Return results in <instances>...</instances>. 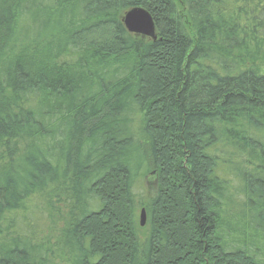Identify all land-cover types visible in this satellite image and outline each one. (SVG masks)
Returning a JSON list of instances; mask_svg holds the SVG:
<instances>
[{"label":"trees","instance_id":"trees-1","mask_svg":"<svg viewBox=\"0 0 264 264\" xmlns=\"http://www.w3.org/2000/svg\"><path fill=\"white\" fill-rule=\"evenodd\" d=\"M0 264H264V0H0Z\"/></svg>","mask_w":264,"mask_h":264},{"label":"water","instance_id":"water-1","mask_svg":"<svg viewBox=\"0 0 264 264\" xmlns=\"http://www.w3.org/2000/svg\"><path fill=\"white\" fill-rule=\"evenodd\" d=\"M121 23L128 34L141 36L154 41L156 39L154 23L151 16L142 8H133L126 11ZM145 225V211L142 209L139 215V227Z\"/></svg>","mask_w":264,"mask_h":264},{"label":"rangeland","instance_id":"rangeland-1","mask_svg":"<svg viewBox=\"0 0 264 264\" xmlns=\"http://www.w3.org/2000/svg\"><path fill=\"white\" fill-rule=\"evenodd\" d=\"M152 182H153V177H144L142 178L140 181H138L135 185V189H134V193L138 195V198L143 199L147 192H151L152 189ZM148 195V194H147ZM145 201V200H144ZM140 209H137L135 212V218H136V222L139 223V215H140ZM147 226V217L145 215V225L144 227H142V229L140 228L139 230V235H143L145 233V228Z\"/></svg>","mask_w":264,"mask_h":264}]
</instances>
